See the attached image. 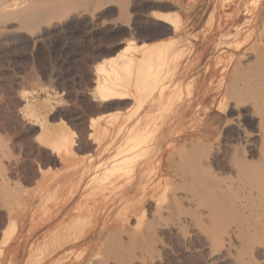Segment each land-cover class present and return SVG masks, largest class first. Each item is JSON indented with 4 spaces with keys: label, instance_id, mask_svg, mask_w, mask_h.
<instances>
[{
    "label": "rangeland",
    "instance_id": "374dc122",
    "mask_svg": "<svg viewBox=\"0 0 264 264\" xmlns=\"http://www.w3.org/2000/svg\"><path fill=\"white\" fill-rule=\"evenodd\" d=\"M128 2L124 13L118 3L98 11L89 3V12L69 9L65 16L56 18V14L34 28H20L0 39V264H213L211 250L201 239L183 243L156 229V223L168 220V215L158 213L152 183L142 203L134 186L124 195L120 189L107 193L105 205L91 209L94 225L104 207L102 223L107 220L108 228L100 238H92L96 243L86 259L77 251L89 240L83 238L86 222L64 226L81 215L67 212L112 167L115 154L127 146V130L138 119L143 125L149 116L160 115L156 156L164 161L166 178L173 182L183 179L178 163L183 156L200 158L213 151L224 155L236 146L246 148V135L257 144L264 141V0ZM136 13L144 15L137 28ZM173 18L179 20L176 31L168 24ZM10 25L16 28L18 22L12 20ZM130 41L175 43L164 79L170 96L166 105L157 103V93L143 96L140 103L134 86L109 98L96 92L95 68ZM134 54L142 56L141 51ZM28 103L41 121L24 115ZM43 126L51 131L66 129L72 135L70 152H57L43 143ZM255 152L247 150L246 155L257 159ZM132 203V213L123 220V210ZM143 210L142 224L137 225ZM36 222L40 238H14ZM61 223L65 228L59 235ZM3 237L9 239L8 246ZM60 241L61 252L56 248ZM130 241L137 249L131 248L132 254ZM139 244L149 255L143 245L142 251L138 249ZM259 252L246 258V264H264V252ZM234 255L219 264H235Z\"/></svg>",
    "mask_w": 264,
    "mask_h": 264
},
{
    "label": "bare ground",
    "instance_id": "6f19581e",
    "mask_svg": "<svg viewBox=\"0 0 264 264\" xmlns=\"http://www.w3.org/2000/svg\"><path fill=\"white\" fill-rule=\"evenodd\" d=\"M89 3L93 4L91 6L94 7V11L109 8L118 3L121 4V13H124L129 2L128 0H0V39L8 38L15 34V32H17L16 30L20 28H34L41 23L51 20V17L56 14H58L56 18L59 17V14L63 16L65 13L67 14L69 12V9L70 11L75 9L78 12H83L87 9ZM124 15L129 17L127 14ZM142 17L144 18L142 13H136L134 20L135 28L139 26L140 21H138V19L140 20ZM12 20L18 22V27L14 28L13 25H10ZM123 20H126L125 23L128 25L129 18L128 20L127 18ZM166 22L167 21H165V23ZM122 23L124 22H121V24ZM168 24L176 31L179 26V20L173 18L170 22L168 20ZM174 46L175 43H168L167 45H136L130 41L125 44V47L114 57L109 58L107 61L104 60L97 65V68H95L97 76L96 92L103 98H109L121 95L125 92V89L134 86L139 94L140 103H142L143 96L157 93V103L161 107L166 105L170 96H168L169 88L165 83L166 81L164 82V79L168 72L167 67L171 63L170 60H172L175 55L173 51ZM137 51H141L142 56L136 57L134 52ZM23 96L26 97L27 95ZM262 100L261 98L260 103H262ZM236 105H241V103L239 102ZM24 115L34 119V121H41L40 115L35 110L34 105L30 103L26 106ZM159 116L160 115L157 113L153 116H149L143 125L140 124L141 120L138 119L136 124L127 130V146L123 147L115 154L112 167L102 174V176L100 175L101 177L99 176L97 178L92 191L84 195V198L81 197L83 200L80 204L88 205L90 212L91 209L95 207L105 205L104 200L107 193L115 192L120 189L121 194L124 195L134 186H138L140 191V198L139 200L136 199L142 203L145 201L148 184L152 183L151 188L153 194L157 196L155 207L158 209V213L163 214L167 212L168 215V220H159L155 226L157 230L163 231L168 237L180 238L183 243L189 241L190 238L196 240L201 239L204 243L203 245L211 250L209 258H211L213 264L223 263L224 260L229 258L232 254H235V264H246V262H249L246 258H252L259 251L264 252V141L262 142L260 139L261 144H257L251 139V136L246 135L245 146L248 152L256 151L258 153L257 159L249 158L246 155V148H239L237 146L233 147L230 153H228V150H225L227 153L224 155H222L220 151H213L200 158L183 156L181 161L178 162L182 169L183 179L173 182L166 178L167 172L164 168V161L159 160L156 156L159 151L155 149L154 140L157 133V120ZM97 123V121H92V125ZM261 130L263 131V128ZM256 135L258 134L256 133ZM40 140L50 145L51 148L57 152L63 150L68 153L71 150L72 135L66 129L51 131L43 126ZM5 152L7 153V150ZM170 164H172L171 161ZM218 168H221L222 172H220ZM217 169L219 172H217ZM123 180H126L125 184L120 185V182ZM118 185H120V188H118ZM171 190L172 192L169 194ZM166 201H168V204ZM133 208L134 205L132 203L123 210V220L129 217ZM144 215L145 211L143 210L138 216L137 225L142 224ZM85 220V217L80 218L79 216H73L70 219V223L66 222L64 226L68 224H82ZM97 220L98 216L95 218V223ZM64 226L59 230V235L62 234L65 228ZM139 233L142 235V232ZM75 234H77V232ZM102 234L103 233L100 232L99 237L102 236ZM143 235H145V233ZM135 237H137V235ZM141 237L143 240L145 239L143 236ZM3 238L8 246L10 243L9 239ZM129 239L130 237L128 240ZM133 239V241H135L134 244H136V239ZM131 242L132 241H130V245H132V247L129 249L132 254L133 251L131 252V248L136 249V247H133L134 244ZM127 244L129 245V243ZM137 245L138 244H136V246ZM139 246L138 249L140 248V251H142L141 247L145 250L144 244H139ZM56 248L60 252L63 251L64 245L62 241L57 243ZM152 248L154 247H151V249ZM135 249L134 252H136ZM121 251L122 250H120V252ZM145 251L148 252L147 250ZM219 254L223 256L221 257ZM259 254L262 253L259 252ZM252 262L256 263L255 261ZM252 262L248 264H253Z\"/></svg>",
    "mask_w": 264,
    "mask_h": 264
},
{
    "label": "crops",
    "instance_id": "0c3cea01",
    "mask_svg": "<svg viewBox=\"0 0 264 264\" xmlns=\"http://www.w3.org/2000/svg\"><path fill=\"white\" fill-rule=\"evenodd\" d=\"M86 207H87V209H86ZM103 208L100 209V211H99L100 214L98 216V220H97V222L94 225H93L92 219L89 217V209L90 208L88 207V205H84V204L81 205L80 203H77V204H74L73 208H71L67 212L68 216L71 215L73 212H77V213L82 214V215H79L80 218H82V217L86 218V220H85L86 224H85V229H84L85 233H84L83 238H89V240L88 241H84L82 243L83 246L79 247L78 250H77V251L80 250V253L82 254V256H81L82 260L86 259L88 253H90L91 249L95 246L96 241H94L92 238H100L99 237V233L100 232H104L106 230V228H108V221L107 220L102 223V219H103L102 209ZM82 211H83V213H82ZM62 224H60L59 226L61 227ZM38 225L39 224L37 222L36 223H31L30 226L27 225V227L21 233V235L19 237L15 236L14 238H16V237L17 238H40L41 233H39L40 232V228H39Z\"/></svg>",
    "mask_w": 264,
    "mask_h": 264
}]
</instances>
